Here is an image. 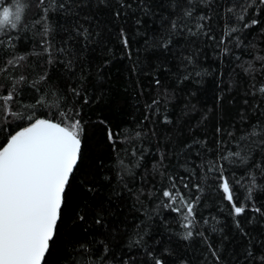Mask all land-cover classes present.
<instances>
[{
	"label": "trees",
	"instance_id": "1",
	"mask_svg": "<svg viewBox=\"0 0 264 264\" xmlns=\"http://www.w3.org/2000/svg\"><path fill=\"white\" fill-rule=\"evenodd\" d=\"M13 2L0 0V10ZM21 2L30 5L22 22L0 29V130L14 134L29 116L56 122L68 108L84 127L70 196L73 208L89 205L88 222L66 219L47 264L98 262L99 241L109 248L105 264H153V256L165 264H264V136L248 135L264 129V5L57 0L64 7L52 10V0ZM108 128L119 134L115 145ZM246 146L244 164L234 154H249ZM224 179L245 208L240 216L224 199ZM138 231L145 243L130 247Z\"/></svg>",
	"mask_w": 264,
	"mask_h": 264
},
{
	"label": "snow or ice",
	"instance_id": "2",
	"mask_svg": "<svg viewBox=\"0 0 264 264\" xmlns=\"http://www.w3.org/2000/svg\"><path fill=\"white\" fill-rule=\"evenodd\" d=\"M39 3L43 4L44 0H39ZM259 4L264 5V0H259ZM27 7L30 5L22 3L21 0H14L12 5L3 7L0 10V29L6 25H11L15 29L22 22ZM51 7L55 10L57 7L63 8L64 4H58L57 0H52ZM247 7L248 5H245L243 11H246ZM44 11L47 14L48 9L45 8ZM185 14L190 16L191 12L186 10ZM237 18L243 20L244 16L238 15ZM251 23L257 24L259 21L252 19ZM172 26L175 28L176 23L173 22ZM247 26L245 24V27ZM45 30L47 31L48 28L46 27ZM124 43L127 47V40ZM167 46L165 43L164 47ZM258 59L264 60V58ZM261 70L264 71V68ZM156 83L159 84V80ZM73 92L75 96H80L78 90L74 89ZM260 92L264 94V87L260 88ZM5 99L11 100L12 95L9 94ZM84 102L87 103V99ZM153 103L157 104L159 101H153ZM58 114L60 119L56 122L52 118L41 119L29 116V123L18 125V130H15L14 134L11 131L5 134L3 130H0V135L4 136L0 141V264H47L46 257L50 254L51 244L66 219L70 218L72 223L87 224L88 222L89 205L85 203L73 208L70 196L73 180L79 171L83 156L84 127L78 118L80 112L74 108H68ZM15 115L23 119L22 114ZM165 122H168L167 118ZM258 127L253 126V130L248 135L264 136V129L258 131ZM117 135L119 134H114L112 129L108 128L107 139L113 145L116 143ZM140 135L139 132L135 133L137 138ZM247 138L248 136L241 137L243 140ZM261 143H264V140ZM241 151L234 155L241 163L246 164L252 149L247 147L249 154L243 156ZM132 154L135 156V151ZM120 166L122 171L131 174V169L123 161H120ZM256 166L260 167L259 164ZM260 170L264 174V167H260ZM120 179H123L122 175ZM255 180V176H252L251 187H255ZM221 187L224 199L232 204L235 215L240 216L244 213L245 208L233 202V193L226 179L222 181ZM92 190V187L88 188V191ZM163 195L174 199L169 191H164ZM186 207L188 216L185 219H188L193 209L191 205ZM253 211L262 212L260 208H253ZM93 219L96 224L102 223L99 216ZM184 226L190 227V225ZM187 236H191L190 231ZM99 243L104 244L103 255L100 256L99 261H80L79 264H105L104 257L108 254L109 248L104 241ZM144 243V234L139 231L129 238L130 247L142 246ZM80 248L87 251L86 243H81ZM149 255L152 256L151 253ZM152 259L153 264H165L161 258L153 256ZM123 264L128 262L124 261Z\"/></svg>",
	"mask_w": 264,
	"mask_h": 264
},
{
	"label": "water",
	"instance_id": "3",
	"mask_svg": "<svg viewBox=\"0 0 264 264\" xmlns=\"http://www.w3.org/2000/svg\"><path fill=\"white\" fill-rule=\"evenodd\" d=\"M55 122V121H54Z\"/></svg>",
	"mask_w": 264,
	"mask_h": 264
}]
</instances>
